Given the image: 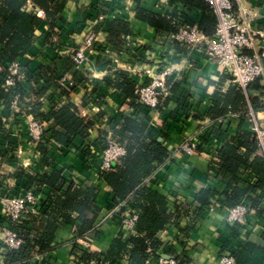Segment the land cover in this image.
I'll return each instance as SVG.
<instances>
[{"label": "crops", "instance_id": "1", "mask_svg": "<svg viewBox=\"0 0 264 264\" xmlns=\"http://www.w3.org/2000/svg\"><path fill=\"white\" fill-rule=\"evenodd\" d=\"M139 4L144 9L163 16L173 10L170 0H66L60 14L61 18L55 20L53 28L44 20L36 29L34 44L29 52L23 54L22 59L31 75L41 79L38 88L40 90L49 85L46 78L40 77V67L52 66L56 61L60 69L63 65L67 68V63H70L69 52L84 45L86 27L105 21L97 33V45L88 54L89 60L81 69L74 70L79 75L78 78L83 80L82 84L71 95L61 93L59 102L57 101V107L72 103L80 109L81 117L92 118L96 125L90 130L87 138L76 136L73 145L66 148L52 139L56 129L52 118L54 104H45L43 97L35 98L33 92H29L22 108L16 114L0 101V264H5L7 253L1 230L5 222L4 205L1 201L3 188L10 186L20 194L29 184L28 176L34 175L35 171L50 175L55 169L63 173L66 180L65 190L78 186L96 189L98 193L96 205L99 212L92 210L87 216L93 218L97 214L96 227L100 234L94 238L90 236L89 239L85 237L79 239L80 237H76L75 226L61 224L60 218L52 250L45 254H38L33 250L31 259L18 264L47 262L80 264L79 260L91 253L100 254L104 264H134L128 254L115 249L114 246L118 241L127 242L131 236L123 233L117 220L109 216L114 207L111 204L113 196L98 171L99 150L94 148L91 154L85 152L87 145L98 144L102 138L104 140L113 138L118 141L116 130L121 126L123 115H129L133 110L132 101L109 82L111 67L117 66L118 56L108 40L109 24L117 20L129 22L133 41L141 42V47L137 48L141 56L140 69L160 67L161 64L163 66L173 64L174 68H177V64L185 57L189 58L191 65L189 68L174 72L168 79L171 83L182 81L184 87L189 89L191 93L188 100L189 110L183 113L182 110H178V105L174 101L168 108L164 106L149 114L155 123L154 128L162 131L158 132L157 140L174 153L173 161L159 168L150 181V186L168 198L173 212H176L173 204L175 202L178 206L186 203L197 205L196 198L202 189H213L217 192L216 200L202 212V218L198 221L191 222L189 218H185L178 226L170 225L159 234L163 242L161 256L170 252L171 257H180L185 264H220L221 254L231 252L235 255L248 241L264 245V206L260 211L250 209L244 225L228 222L227 209L230 206L221 201H226L227 195L231 193L230 184L233 185L234 182L229 183L230 180L217 173V165L220 163L217 152L241 131L253 134L252 123L249 120L250 112H254L257 123L264 127V108L255 111L249 91L245 92L234 84L232 77L217 62L206 61L200 51L189 52L188 55L185 48L170 39L169 33L159 32L156 28L137 20L135 10ZM247 7L256 16L257 28L264 33V0H250ZM104 8L107 9V14L101 17L100 13ZM33 9H35L33 5L28 3L27 10ZM192 15L196 17L200 13L195 11ZM41 18L45 19V16ZM259 42L258 52L264 59V37L260 38ZM9 61L3 62L7 64ZM68 71L73 72V68H68ZM150 79V76L135 77L137 85L147 83ZM86 83L91 84V88H87ZM259 84L263 88L262 91H253L251 96L257 97L260 105L264 107V79L259 81ZM232 85L237 86L245 95L246 110L242 113H230L226 118L212 121L206 115L207 110L214 104V93H226ZM24 86L27 91L32 88L31 82L25 83ZM87 93L92 94L91 99L87 97ZM35 102L42 103L40 105L42 116L34 117L41 121L45 120L47 126V131L40 141L32 139L28 132L31 115L27 111ZM174 111H178L177 124H171L172 121L169 119L170 113ZM243 115L245 119H241ZM195 135H198L196 136L198 153L195 155L179 153L177 150L183 141ZM39 144H43L49 152L48 159L51 165L48 167L41 163L43 154L38 150ZM21 169L25 170V177H15L14 175ZM241 173L244 174L243 169ZM239 185H243L242 182H239ZM51 195L52 189L48 186L38 192L40 209H45L51 204ZM124 204L127 211H136L131 203ZM73 218H77V214ZM25 224L33 226L29 220ZM35 235L33 232L30 240ZM148 264H158V259H152Z\"/></svg>", "mask_w": 264, "mask_h": 264}, {"label": "trees", "instance_id": "2", "mask_svg": "<svg viewBox=\"0 0 264 264\" xmlns=\"http://www.w3.org/2000/svg\"><path fill=\"white\" fill-rule=\"evenodd\" d=\"M65 2L66 0H0V61L22 59L23 54L29 52L34 44L36 29L41 26L44 20L53 28L55 20L61 18L60 14ZM28 3H31L34 8L42 10L45 19L37 16L33 11H28ZM170 3L173 5V10L164 16L144 9L139 4L135 10L136 18L166 34L177 32L179 22L197 26L209 36L214 34L217 17L205 0H170ZM195 11H198L200 15L194 17L192 13ZM106 14L107 9L104 8L100 16L104 17ZM102 21L92 26L94 32L98 33L102 24L105 23ZM127 35H133L129 22L124 20L110 22L108 40L113 50L118 54L129 49L126 41ZM67 64V68L72 69L71 64ZM58 68L60 69L56 61L52 66L42 65L40 67V77L46 78L49 83L40 90L38 88L41 79L38 76H29L25 82L26 84L31 82L30 91H27L25 83L8 91L0 88V101L6 108L17 114L29 92H33L35 98H45L50 88L55 87L60 89V94L71 95L78 90L83 80L78 78L79 75L74 71L76 72L73 73L76 85L66 89L57 82L60 74ZM183 83L182 81L173 83L170 80L167 81L171 95L159 105V109L164 106L168 108V105L175 101L178 110H182L183 113L189 110L188 100L191 93ZM113 85L132 101L133 111L129 115H123L121 126L116 130L119 137V142H117L126 148L127 154L112 171L103 173L102 177L111 189L113 196L111 204L129 202L139 214L137 235H132L125 243L115 242L114 246L115 249L128 254L130 261L134 264H148L152 259L157 260L161 257L160 250L163 242L159 234L170 225L178 226L182 219L189 218L191 222L198 221L202 218V212L213 204V200H216L217 192L213 189H202L196 198L197 205L186 203L178 206L175 202L173 204L176 212L171 210L168 198L153 189L150 186V181L159 168L169 161H173L174 153L157 140L158 132L162 131L149 126L151 110L137 102L135 77L125 71H119ZM262 89L259 81L254 82L248 88L255 111L264 107L260 105L257 97L251 96V93L262 91ZM48 98L54 104L52 118L56 129L52 139L59 145L68 148L73 145L76 136L87 138L90 130L95 127L96 121L92 118L81 117L80 109L72 103L57 107L55 96L48 95ZM14 101H17L18 109L13 108ZM213 102V106L207 110L206 115L212 121L226 118L230 113H242L246 110L247 105L245 95L235 85H232L226 93H214ZM41 104L35 102L31 106L32 108L27 111L29 115L42 116ZM177 112L170 113L171 124L178 123ZM243 118L245 119V115L241 117V119ZM103 141L106 140L102 138L101 142ZM38 150L43 154L41 163L46 167L50 166L48 150L43 144L38 145ZM85 152L90 154L87 149ZM217 155L220 159L217 173L224 175L230 180L229 183L234 182L233 185L230 184L231 193L227 195L226 201L221 202L230 207L244 202L250 209L263 210L264 151L256 136L247 131H241L236 138L222 146ZM242 169L244 174L241 173ZM14 176L25 177V170L21 169ZM27 178L29 184L26 189L35 187L37 193L45 186L52 189L51 204L30 217L29 222L31 225L33 224L32 227L27 224L20 225V234L26 240V244L19 250H9L5 255V264H18L31 259L33 250L38 254L50 252L54 246L55 233L59 227L58 220L60 218L62 219L61 224L75 226L76 237L89 239L90 236V238L99 236L100 233L96 227L97 214L93 218L87 216V213L92 210L99 212L96 205L98 196L96 189L78 186L65 190L66 180L62 171L57 169L50 175L46 172L41 174L35 171L34 175ZM239 182H242L243 185H239ZM75 214H77V218H73ZM33 232L36 235L30 240L29 237ZM169 254L171 253L167 252L164 257H171ZM234 258L235 264H264V245L248 241L234 255ZM92 259L102 261V256L98 253L87 254L79 260V263H88Z\"/></svg>", "mask_w": 264, "mask_h": 264}, {"label": "built area", "instance_id": "3", "mask_svg": "<svg viewBox=\"0 0 264 264\" xmlns=\"http://www.w3.org/2000/svg\"><path fill=\"white\" fill-rule=\"evenodd\" d=\"M217 17V25L213 35L209 36L201 31L197 26L185 23H178L177 32L170 34L172 41L177 42L188 52L200 51L203 58L208 62H217L221 68L232 77V82L238 85L243 91L256 81L264 79V59L258 52L259 40L264 37L255 24V14L247 7L250 0H205ZM33 12L44 17L45 14L39 8ZM102 19V18H100ZM98 34L93 31L92 25H88L85 30V40L83 47H78L69 52L70 64L73 72L68 71L66 66H62L57 82L62 87L70 89L76 85L74 70L81 69L89 60L88 54L97 45ZM129 49L124 50L116 57L117 66L111 67L109 76L110 83L114 84L119 71H125L134 77L150 76L147 83H139L136 86L135 94L137 102L151 111H157L162 101L170 95L167 84L168 79L174 72L189 68V58L181 60L178 67L169 64L168 66H154L147 69H140V52L137 48L141 47V42L133 41L132 35L126 36ZM31 73L23 63V59L10 60L7 64L0 61V88L6 91L15 89L18 85L24 84ZM87 84V83H86ZM91 88V84H87ZM91 99L92 94L87 93ZM48 95H54L56 101L61 97L60 89L51 87ZM43 98L45 104H53L48 98ZM59 102V101H58ZM13 108L18 109L17 101L13 102ZM133 111V110H132ZM28 132L29 136L40 141L47 131L45 120L41 121L34 116H29ZM249 120L252 123V133L256 136L259 145L264 150V127L257 123L256 115L250 112ZM150 127H155L153 120L149 122ZM198 135L187 138L179 146L178 152L186 155L198 153ZM94 148L99 150L98 171L103 173L112 171L126 156L127 150L115 139L108 138L98 144H89L85 147L91 154ZM94 158V157H93ZM217 158H215L216 160ZM91 160V159H90ZM1 201L4 205L5 222L1 227L3 232V243L7 250H19L26 240L20 234V225L25 224L32 215L40 211V202L36 188L24 189L18 194L10 186H5ZM227 221L234 225H244L250 208L244 202L235 204L228 209ZM120 225L121 230L128 236L137 235V223L139 214L137 211L129 212L125 209L124 202L114 205L109 213ZM83 237H80L81 239ZM220 264H235L234 255L231 252L221 254ZM81 264V263H80ZM82 264H104L102 261L92 259L88 263ZM107 264V263H106ZM158 264H185L176 256L158 259Z\"/></svg>", "mask_w": 264, "mask_h": 264}]
</instances>
